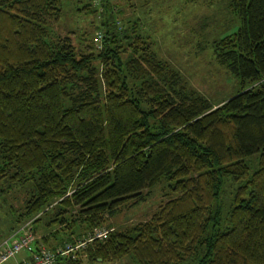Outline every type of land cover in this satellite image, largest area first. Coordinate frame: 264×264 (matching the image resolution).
I'll use <instances>...</instances> for the list:
<instances>
[{
    "label": "trees",
    "instance_id": "trees-1",
    "mask_svg": "<svg viewBox=\"0 0 264 264\" xmlns=\"http://www.w3.org/2000/svg\"><path fill=\"white\" fill-rule=\"evenodd\" d=\"M63 4L0 0V195L25 191L17 229H49L51 264H264V0H228L238 24L211 48L239 88L219 103L137 20H103L100 47L78 51L50 25ZM159 184L147 219L108 221Z\"/></svg>",
    "mask_w": 264,
    "mask_h": 264
},
{
    "label": "rangeland",
    "instance_id": "rangeland-1",
    "mask_svg": "<svg viewBox=\"0 0 264 264\" xmlns=\"http://www.w3.org/2000/svg\"><path fill=\"white\" fill-rule=\"evenodd\" d=\"M102 8L99 0H63L62 13L57 22L50 25L57 35H68L79 51L98 49L106 21L113 17L118 28L138 21V30L148 36L151 49L172 64L182 75L186 84L203 94L211 103H219L234 93L238 79L231 75L215 59L211 43L214 39L231 32L238 19L228 6V0H108ZM89 4L86 9L82 6ZM81 9H77L80 8ZM252 166L255 163H251ZM160 184L150 190L149 196L139 203L123 206L108 221L116 228L129 222L147 219L165 198L159 190ZM146 190L143 191V193ZM3 196L5 198H3ZM25 197L23 189L14 187L0 195V245L5 240L19 235L25 221L15 217ZM15 212V215H13ZM28 223V222H27ZM29 231L38 240L40 248L55 245L58 240L48 236L47 246L41 236L49 229L31 222ZM56 226H52L50 229ZM32 246V244H31ZM49 247V246H48ZM29 248L18 255L27 254ZM83 264H136L129 256L116 261H84Z\"/></svg>",
    "mask_w": 264,
    "mask_h": 264
},
{
    "label": "built area",
    "instance_id": "built-area-1",
    "mask_svg": "<svg viewBox=\"0 0 264 264\" xmlns=\"http://www.w3.org/2000/svg\"><path fill=\"white\" fill-rule=\"evenodd\" d=\"M34 239V236L28 229L22 230V232L8 240H5L0 245V264L5 263L11 258H14L16 253L24 248H30V245ZM72 249L68 246L65 249H57V253H67ZM54 258L53 252L41 248L39 252L31 253L27 259L22 260L20 263L15 264H51Z\"/></svg>",
    "mask_w": 264,
    "mask_h": 264
},
{
    "label": "crops",
    "instance_id": "crops-1",
    "mask_svg": "<svg viewBox=\"0 0 264 264\" xmlns=\"http://www.w3.org/2000/svg\"><path fill=\"white\" fill-rule=\"evenodd\" d=\"M32 247V246H31ZM20 252V251H19ZM18 252V253H19ZM18 253H16V255L14 256V258L9 259L8 261H6L3 264H15V263H20L22 260L27 259L31 252H28L27 254H22V255H18Z\"/></svg>",
    "mask_w": 264,
    "mask_h": 264
}]
</instances>
